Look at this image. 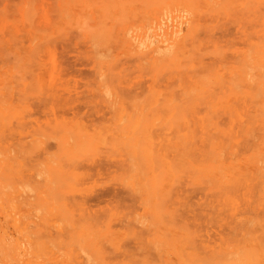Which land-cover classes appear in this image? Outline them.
<instances>
[{"label": "rangeland", "instance_id": "obj_1", "mask_svg": "<svg viewBox=\"0 0 264 264\" xmlns=\"http://www.w3.org/2000/svg\"><path fill=\"white\" fill-rule=\"evenodd\" d=\"M0 264H264V0H0Z\"/></svg>", "mask_w": 264, "mask_h": 264}, {"label": "bare ground", "instance_id": "obj_2", "mask_svg": "<svg viewBox=\"0 0 264 264\" xmlns=\"http://www.w3.org/2000/svg\"><path fill=\"white\" fill-rule=\"evenodd\" d=\"M80 164H81V163H80ZM90 164H91V163H90ZM92 164H93V163H92ZM86 165H87V163H86ZM94 165H95V162H94ZM100 165H101V164H100ZM100 165L98 164V165H96V166H98V168H99ZM75 166H76V165H75ZM75 166H74V167H75ZM90 166H93V165H90ZM90 166H89V164H88V167H90ZM96 166H95V167H96ZM95 167H93V168H95ZM90 169H91V167H90ZM90 169H89V170H90ZM113 191H114V190H113ZM111 192H112V191H111ZM112 193H113V192H112ZM116 193H117V192H116ZM226 193H227V192H226ZM224 194H225V193H224ZM94 197H95V196H94ZM96 197H97V196H96ZM97 198H98V197H97ZM97 198H96V199H97ZM79 202H81V201H79ZM81 203H82V202H81ZM81 203H79V204H81ZM82 204H83V203H82ZM82 204H81V205H82ZM83 205H84V204H83Z\"/></svg>", "mask_w": 264, "mask_h": 264}]
</instances>
